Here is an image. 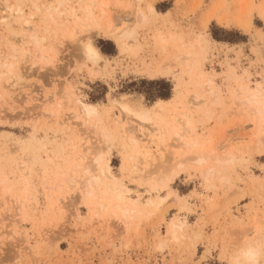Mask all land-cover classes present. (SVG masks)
Masks as SVG:
<instances>
[{"label":"rangeland","instance_id":"obj_1","mask_svg":"<svg viewBox=\"0 0 264 264\" xmlns=\"http://www.w3.org/2000/svg\"><path fill=\"white\" fill-rule=\"evenodd\" d=\"M262 103L264 0H0V264H264Z\"/></svg>","mask_w":264,"mask_h":264},{"label":"bare ground","instance_id":"obj_2","mask_svg":"<svg viewBox=\"0 0 264 264\" xmlns=\"http://www.w3.org/2000/svg\"><path fill=\"white\" fill-rule=\"evenodd\" d=\"M134 46H138V44H133V46H131L132 47V50H133V47ZM85 48V47H84ZM87 48V47H86ZM130 50H131V48L130 47H128ZM92 49L95 51V53H96V55L95 56H90L89 54H88V51H87V49H86V51H85V49H84V52L87 54L86 56H88V57H90V58H92L93 60L96 58V56H97V52H96V50L92 47ZM131 50V51H132ZM189 55L187 54V55H173L172 57H171V59H172V61H173V63H175V64H178V63H181V60H184V61H186V59H187V57H188ZM194 59L195 58H192V60H191V62H190V65L191 66H193L194 65ZM190 73H193L194 72V70H190L189 71ZM197 82V81H196ZM207 85L209 84V83H206ZM207 85H205V86H207ZM240 87V86H239ZM207 89L205 90V91H207L206 93L207 94H205V95H203L202 94V92L200 91V93L199 92H197V91H199V89H197V91H196V93L193 95L194 96V99L195 100H198V99H201V97L203 98V101L205 102V104H212V105H214V104H218V98H216V95H215V92L214 91H212L213 89H209L208 87H206ZM241 88V87H240ZM255 92L254 93H245V94H243L240 98H237V102H238V104H240V105H242V104H244V103H249V102H251V101H256L255 100ZM207 95H209L210 97L208 98L207 97ZM234 99H236V96H235V98ZM200 100H198V101H196L197 103L199 102ZM202 100H201V102H203ZM167 101H164V100H159V101H156V103H158V104H165ZM195 102V103H196ZM203 102V103H204ZM198 105V104H197ZM121 108V107H120ZM122 108L123 109H125L124 111H126V112H133V115L135 116V117H137L138 119H140V120H142V121H146V120H149L150 118H149V116L147 115V112L145 111V110H136V109H134L135 111H133V110H131L129 107H127V106H122ZM82 109L84 110V112L88 115V114H91V113H93V109H94V107L93 106H91V105H87V104H82ZM261 112H264V103H262V109H259V110H257V113H258V115H257V117H256V123H257V125L259 124V123H263V129L260 131V134L258 135V138H260V137H264V117L262 116V115H260L261 114ZM182 116L181 117H183V116H185V114L183 115V114H181ZM180 117V118H181ZM185 117H187V116H185ZM137 118L135 119V120H137ZM178 119V118H177ZM184 120V119H183ZM139 121V120H138ZM149 122V121H148ZM185 122H187L186 120H185ZM144 123V122H143ZM142 123V124H143ZM176 134H178V133H176ZM264 140V139H263ZM259 142V141H258ZM261 142V141H260ZM264 142V141H263ZM263 142L262 143H260V145H262L263 144ZM259 144V143H258ZM256 145H257V143H256ZM260 145H258L259 146V148H261L260 147ZM264 149V145H262V148L259 150V151H262ZM183 165V164H182ZM108 166H106V168H107ZM104 169L102 168V170L101 171H103ZM106 170H108V169H105L104 171H106ZM105 173H107V171L105 172ZM105 173H103V174H105ZM101 174H102V172H101ZM176 174H178V170H175L173 173H169V176H168V174H167V176H165L166 178L164 179V181H163V179H160V184H162L163 185V182L164 183H166L167 181H170V180H173V178H174V176L176 175ZM141 177V176H140ZM143 177V176H142ZM146 179H148V178H146ZM141 180V179H140ZM163 182H162V181ZM166 180V181H165ZM158 181V180H157ZM108 186V185H107ZM110 186V185H109ZM108 189H111L110 187H108ZM90 192V191H89ZM107 192H109V191H107ZM121 192V191H120ZM110 193V192H109ZM120 197V195H117V197L116 198H119ZM162 200V199H161ZM117 203V202H116ZM96 204L101 208V206H103V205H99L97 202H96ZM119 204V203H118ZM116 206H117V208L120 210V214L122 215V216H125L126 214H127V212H128V210L129 209H127L128 207H126V206H124V205H120V206H118L117 204H116ZM104 207V206H103ZM113 213L112 214H114L113 216H115V213H114V211H112ZM257 254H258V252H257V249H250V250H248L245 254H244V256H243V259H242V261H245V262H248V263H254L255 262V260H256V257H257Z\"/></svg>","mask_w":264,"mask_h":264},{"label":"trees","instance_id":"obj_3","mask_svg":"<svg viewBox=\"0 0 264 264\" xmlns=\"http://www.w3.org/2000/svg\"><path fill=\"white\" fill-rule=\"evenodd\" d=\"M225 32V31H223ZM227 33V32H225ZM214 35V34H213ZM218 40H223V41H228L229 39L227 38H217ZM147 82L148 84H153V85H164V86H167L169 87V84L167 82H165L164 80H150V81H145ZM148 97L151 99V100H154V99H158V98H167L168 97V93L165 92V91H162V90H157V88L151 90V92L148 94Z\"/></svg>","mask_w":264,"mask_h":264},{"label":"snow or ice","instance_id":"obj_4","mask_svg":"<svg viewBox=\"0 0 264 264\" xmlns=\"http://www.w3.org/2000/svg\"><path fill=\"white\" fill-rule=\"evenodd\" d=\"M87 51H88V54H89L90 56H95V55H96V53H95V51L92 49L90 43L87 45Z\"/></svg>","mask_w":264,"mask_h":264}]
</instances>
